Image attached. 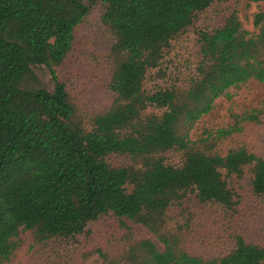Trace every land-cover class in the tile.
<instances>
[{
  "label": "trees",
  "instance_id": "trees-1",
  "mask_svg": "<svg viewBox=\"0 0 264 264\" xmlns=\"http://www.w3.org/2000/svg\"><path fill=\"white\" fill-rule=\"evenodd\" d=\"M240 1L264 2L0 0V264L27 239L31 247L80 242L105 218L119 232L86 253L104 264H264V243L212 230L236 216L240 181L264 198V154L245 137L264 120V93L249 106L234 101L264 84V10L253 14L256 33L235 8L198 25L213 4ZM94 8L108 40L109 98L92 109L59 72ZM189 30L192 69L157 83L172 43ZM218 99L228 103L227 121L194 137Z\"/></svg>",
  "mask_w": 264,
  "mask_h": 264
},
{
  "label": "rangeland",
  "instance_id": "rangeland-1",
  "mask_svg": "<svg viewBox=\"0 0 264 264\" xmlns=\"http://www.w3.org/2000/svg\"><path fill=\"white\" fill-rule=\"evenodd\" d=\"M229 8L237 10L246 30L250 33H256L257 30L253 25V14L264 10V2L215 3L207 13L201 16L198 25L213 24L216 18L220 17L222 12L227 11ZM97 12L98 8H94L88 22L80 27L76 35L74 50L59 72L60 78L66 83L67 89L92 109L102 106L109 98L102 83L106 71L104 65L101 64L104 59L102 52L107 47L108 40L97 23ZM195 40L194 30H189L172 43V47L161 65L162 71L166 74L165 78H159L157 83L163 84L192 69L197 60ZM44 81L46 82L47 78H44ZM263 93L264 84L252 82L250 87L242 90L234 101L238 106H249L258 101ZM227 108L228 103L218 99L215 109L197 123L193 136H197L203 127H216L225 123L228 117ZM245 137L256 152L264 154V120L260 125L247 129ZM237 192L239 203L236 216L231 219L230 223L228 219L220 220L218 226H212V230H215L214 232L219 230L223 234L225 228H228V230L234 229L240 231L250 241L264 243V198L257 199L250 194L248 178L237 184ZM210 210L215 214L217 212L214 208ZM127 224L130 226L129 223ZM129 228L138 236L150 237L156 242L159 249L163 248L162 244L152 234H149L145 227L131 225ZM87 229L90 234L81 237L80 242L59 239L31 247L29 245L30 239H27L10 264H61L66 259H71L73 264H104L98 255L93 254L90 256L86 253H88V250L93 249L92 246L100 239L105 241L109 238L107 236L111 237L113 230L118 233V222L113 218L100 219L88 225ZM224 233H227V231ZM222 247L225 248L224 245ZM69 253L72 255L67 257ZM83 253H85L84 257H82ZM59 257H61L60 260Z\"/></svg>",
  "mask_w": 264,
  "mask_h": 264
}]
</instances>
